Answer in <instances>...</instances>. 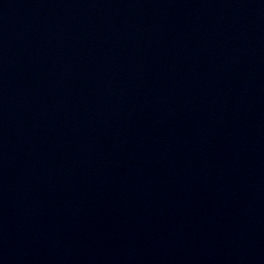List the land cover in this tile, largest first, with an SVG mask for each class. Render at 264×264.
Wrapping results in <instances>:
<instances>
[{"label": "water", "instance_id": "95a60500", "mask_svg": "<svg viewBox=\"0 0 264 264\" xmlns=\"http://www.w3.org/2000/svg\"><path fill=\"white\" fill-rule=\"evenodd\" d=\"M0 264H264V0H0Z\"/></svg>", "mask_w": 264, "mask_h": 264}]
</instances>
